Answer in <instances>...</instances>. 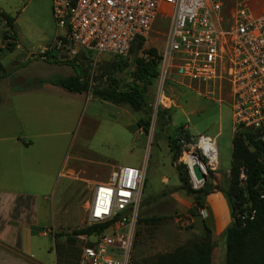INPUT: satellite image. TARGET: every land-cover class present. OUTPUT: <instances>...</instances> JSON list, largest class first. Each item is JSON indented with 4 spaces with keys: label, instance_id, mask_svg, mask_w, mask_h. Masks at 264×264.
<instances>
[{
    "label": "rangeland",
    "instance_id": "1",
    "mask_svg": "<svg viewBox=\"0 0 264 264\" xmlns=\"http://www.w3.org/2000/svg\"><path fill=\"white\" fill-rule=\"evenodd\" d=\"M247 6L258 13L263 5L259 0H247ZM0 9L13 17L11 33L15 35V46L12 48L5 47V39L0 43V95H4L12 84L13 79L7 78L9 73L28 76H48L52 73L64 76L71 73L68 64L62 63L56 68L49 63H61L60 60H73L78 64L83 71V79L90 87L124 86L130 80L132 58L142 56L147 48H154L158 52L163 43L162 33L168 24L167 10L161 7L148 34L142 38L140 49H136L133 42L127 54L121 57L107 53L94 56L93 52L81 50L70 56L63 49L55 47L56 36L63 37L64 31L56 24L51 13V0H0ZM4 28L0 19V33ZM40 47L47 48L40 53ZM122 62H126V66H122ZM155 81L152 80L143 95V110L137 112L91 95L85 99L84 93L90 94L89 91L83 95L76 94V101L62 97V118L64 112L68 114L65 120L62 119V132L67 140L65 162L68 166L76 165L77 161L72 159L76 155L103 162L112 169L116 166L143 168L141 200L129 254L131 264H144L154 255L197 237L194 225L196 230L199 229L198 219H194L193 225L187 210L185 214L176 213L174 208V204L178 203L175 187L179 184L175 164L184 162L187 166L185 156L191 148L184 146L182 151L185 154L181 151L171 163L167 135L174 137L181 127L191 136V142L197 134L214 136L217 161L213 170L206 171L204 181L220 189H227L229 185L232 125L227 94L217 102L201 94V90L193 84L189 85L186 80L182 81L183 84L167 81L164 95L170 101L169 105L163 106L157 104ZM159 108L167 110L161 116L156 115ZM138 119L146 123L138 125ZM145 126L144 131L142 128ZM55 129L52 124L51 131ZM244 195V204L248 206L250 194L245 192ZM89 197V187L75 190L62 183L58 190L57 186H52L50 201L45 206L48 216L46 223L53 226L52 233L41 235L37 228H33L27 235L19 236L16 245L0 244V264H53L54 246L64 256L67 252H77L88 238L77 236L73 243L68 244L66 237L73 228L85 226L84 208ZM178 198L182 204L190 201L180 192ZM214 245L213 264H224L223 238H215Z\"/></svg>",
    "mask_w": 264,
    "mask_h": 264
},
{
    "label": "built area",
    "instance_id": "2",
    "mask_svg": "<svg viewBox=\"0 0 264 264\" xmlns=\"http://www.w3.org/2000/svg\"><path fill=\"white\" fill-rule=\"evenodd\" d=\"M228 1L229 16L223 14L230 3L226 0H51V13L64 31L63 37L56 36L55 47L70 56L80 50L94 56H125L137 36L148 34L164 7L168 24L158 51L157 104L169 105L164 95L167 81L183 84L186 80L217 102L227 94L232 133L247 131L253 140L264 143V0H259L263 6L258 13L248 8L247 0ZM192 141L183 147L189 146L187 153L197 155L198 169L205 177L217 161L214 138L197 134ZM185 167L190 186H201L205 178H195ZM143 179L141 167L116 166L105 180L92 184L83 221L85 226L104 227L88 237L89 244L79 248L72 264H131ZM237 184H246L243 166L238 167ZM125 210L128 214L121 215ZM51 233V229L43 231Z\"/></svg>",
    "mask_w": 264,
    "mask_h": 264
},
{
    "label": "crops",
    "instance_id": "3",
    "mask_svg": "<svg viewBox=\"0 0 264 264\" xmlns=\"http://www.w3.org/2000/svg\"><path fill=\"white\" fill-rule=\"evenodd\" d=\"M231 12V2L226 3L223 14L227 16ZM2 40L0 33V43ZM49 63L56 68L62 65L53 61ZM71 71L66 75L74 73L72 68ZM14 75L33 77L9 73L7 78L13 79ZM80 93L83 95L84 92ZM76 94L79 92L43 84L32 89H16L9 85L5 94L0 95V244L16 245L19 236L27 235L33 228H37L41 235H45L43 231L46 229H53L52 225L46 223L48 216L45 209L50 201L52 186H57L59 190L65 183V186L75 190L90 188L95 182L105 180L112 169L103 162L76 155L72 156L77 161L75 166L70 167L65 162L67 140L62 132V119L65 120L68 114L64 112L65 118H62V97L76 101ZM84 95L87 99L90 94ZM52 124L56 128L53 132ZM178 196L179 192L176 191L178 203L174 204L175 212L185 214L191 202L182 204ZM199 202L202 212L188 215L193 225L194 219H198L199 229L196 230L194 225L195 233L200 232L204 223L211 232L213 242L218 237L223 238L224 242V229L231 222V217L223 193L215 190L200 196ZM214 251L215 245L210 253V264H213Z\"/></svg>",
    "mask_w": 264,
    "mask_h": 264
},
{
    "label": "trees",
    "instance_id": "4",
    "mask_svg": "<svg viewBox=\"0 0 264 264\" xmlns=\"http://www.w3.org/2000/svg\"><path fill=\"white\" fill-rule=\"evenodd\" d=\"M0 19L4 29L1 38L5 39V47L10 49L15 44V35L11 33L13 17L0 9ZM143 37L137 36L133 41L136 49L141 48ZM130 44V46L132 45ZM129 46V49H130ZM128 49V51H129ZM116 56V55H115ZM121 57V56H120ZM158 52L154 48L143 50L142 56L132 58L133 68L130 71V80L121 87L116 85L92 86L83 79V71L73 60H60L61 63L70 65L73 70L71 75H48L20 77L13 76L12 88L32 89L43 84L60 86L69 92H87L100 100L108 101L115 105H124L130 111H142L144 108L143 95L157 73ZM63 61V62H62ZM126 66V62H122ZM167 109L159 108L156 115H162ZM166 119L168 117L165 116ZM146 123L138 119L136 124ZM146 130V126L142 128ZM193 139V138H192ZM191 142V136L179 127L178 133L171 137L166 136V144L169 150L170 162L174 163L184 149L183 144ZM230 147L229 185L227 189H220L207 184L206 181L197 188H192L188 182L186 168L183 163L175 164L179 184L175 190L190 199L191 205L187 208V214L194 216L201 207L199 197L215 190L221 191L226 198L231 222L224 229V264H264V143L255 141L247 131L232 133ZM243 166L246 174V184L241 187L237 184L238 167ZM250 194L251 200L248 206L244 204L245 195ZM246 216L241 217L243 213ZM149 219H154L150 217ZM104 224H94L73 228L66 237L68 244L74 242L77 236L97 235ZM197 237L188 239L184 243L176 245L169 251L158 253L144 264H210V253L214 247L209 228L202 223ZM85 243L89 244L88 241ZM55 260L63 264H72L78 252L64 253L53 247Z\"/></svg>",
    "mask_w": 264,
    "mask_h": 264
},
{
    "label": "bare ground",
    "instance_id": "5",
    "mask_svg": "<svg viewBox=\"0 0 264 264\" xmlns=\"http://www.w3.org/2000/svg\"><path fill=\"white\" fill-rule=\"evenodd\" d=\"M185 157L187 159V160H185V162H186L189 169H192V167H194V166H196L198 168L200 160L198 159L197 155L189 153ZM211 159H213V156Z\"/></svg>",
    "mask_w": 264,
    "mask_h": 264
},
{
    "label": "water",
    "instance_id": "6",
    "mask_svg": "<svg viewBox=\"0 0 264 264\" xmlns=\"http://www.w3.org/2000/svg\"><path fill=\"white\" fill-rule=\"evenodd\" d=\"M191 171L195 178H202V179L205 178L204 175L199 171V169L196 166L192 167ZM126 214H128V210L123 211L121 215H126Z\"/></svg>",
    "mask_w": 264,
    "mask_h": 264
}]
</instances>
